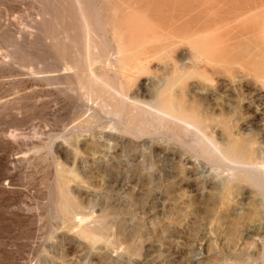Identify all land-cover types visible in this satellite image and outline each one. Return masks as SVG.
Masks as SVG:
<instances>
[{
    "label": "rangeland",
    "instance_id": "1",
    "mask_svg": "<svg viewBox=\"0 0 264 264\" xmlns=\"http://www.w3.org/2000/svg\"><path fill=\"white\" fill-rule=\"evenodd\" d=\"M46 1L0 0V264H263L264 214L252 212L260 197L179 145L168 122H132L128 105H156L163 93L160 101L204 120L217 147L232 135L263 160L264 0H80L99 55L94 74L122 90H113L128 104L121 123L137 136L96 112L105 93L88 102L69 90L80 71L70 61L72 0ZM252 216L260 230L248 229ZM81 221L101 242L78 235Z\"/></svg>",
    "mask_w": 264,
    "mask_h": 264
},
{
    "label": "bare ground",
    "instance_id": "2",
    "mask_svg": "<svg viewBox=\"0 0 264 264\" xmlns=\"http://www.w3.org/2000/svg\"><path fill=\"white\" fill-rule=\"evenodd\" d=\"M43 1V0H42ZM44 1H46V0H44ZM49 2H47V3H50L51 4V6H53L54 7V5L53 4H55L56 3V0H48ZM60 1V0H59ZM61 2H62V0H61ZM60 2V3H61ZM45 3V2H44ZM46 3V5H49V4H47ZM82 2H80V0H72V7H73V11H74V14H75V23H77V27H78V29H77V31L75 32L76 33V40H77V43L75 44V47H73L74 45H72L71 43V45H72V48H75V49H71L72 50V52L74 51V53L71 55L72 57L70 58L71 60V66H73L72 68L73 69H75V68H77V70H78V68L80 69V71L78 72V73H75L74 74V79H76L75 81H76V83H75V89H71V88H69V90H76L77 92H79V93H81L82 94V97H85L86 98V100L89 102V100L90 99H94V97H95V95H97V93H98V91H100V93H102V95L105 93L106 94V96H108V98L106 99L105 98V95H103L104 96V98H105V100H103V101H100L99 102V105L97 106V108H98V110L96 111L97 113H98V111H99V113L98 114H103L104 116H107V117H109L110 118V116L111 117H114V118H116L117 120H115L116 122H117V124L119 123L120 125L121 124H123L124 122H125V118H123V120H124V122H123V120H122V123H121V118H122V114L124 113V110H125V105H128V104H125V102H124V100H123V93L121 92V91H119V92H121L120 94H118L119 92L113 87V89H112V87H111V84H110V81L108 80V78L107 77H105V76H96L95 74H94V68H93V65L95 64H93V62H95V60L96 59H94V57L93 56H96L95 55V53L94 52H97V50H95L96 49V44H95V41H93V40H91L92 39V37L90 36V35H93L92 33L90 34V29H89V27H88V24L89 25H91L90 24V22L89 23H87V17H86V14H85V9L82 7V4H81ZM43 4V3H42ZM58 4H59V2H58ZM63 4H65L64 2H63ZM66 5V4H65ZM92 5V4H91ZM42 6H44V4L42 5ZM52 7V8H53ZM43 8V7H42ZM57 8V7H56ZM59 8H60V4H59ZM66 8V7H65ZM49 8L47 7V6H45L43 9H42V11H43V13H44V15H49V10H48ZM54 10H55V8H53ZM61 9H63V8H61ZM60 9V12L62 11L63 12V10H61ZM50 10H51V7H50ZM85 10V11H84ZM100 10V9H99ZM56 11H59L58 9H56ZM69 11V10H68ZM95 11V10H94ZM93 11V12H94ZM97 11V10H96ZM55 12V11H54ZM61 12V13H62ZM98 12V11H97ZM42 13V14H43ZM53 13V12H52ZM57 13V12H56ZM64 13V12H63ZM95 13V12H94ZM100 13V11L98 12V14ZM51 14V13H50ZM73 14V13H72ZM63 15V14H62ZM95 16H96V18H97V14L95 13L94 14ZM55 16V15H54ZM53 16V17H54ZM94 16V17H95ZM100 16V15H99ZM44 17V16H43ZM51 17H52V15H51ZM56 17V16H55ZM73 17V16H72ZM89 17V16H88ZM63 17H61L60 19L61 20H63L62 19ZM51 19H53V18H51ZM54 20V19H53ZM52 20V21H53ZM55 20H56V18H55ZM54 20V21H55ZM68 20V19H67ZM73 20H74V18H73ZM53 21V22H54ZM63 21H65V20H63ZM42 22H44V23H46L47 22V20L45 19V20H41L40 21V23H42ZM61 22V21H60ZM43 23V25L45 26V24ZM64 23V22H63ZM34 25L32 26V28L35 30V33L36 34H41V29L38 27V25H39V23H33ZM51 24V23H50ZM49 24V25H50ZM54 26L56 25V27L59 25V22H57V20H56V22L55 23H52ZM51 24V25H52ZM58 24V25H57ZM99 24V23H98ZM31 25V24H30ZM60 25H61V23H60ZM69 25V24H68ZM39 26H41V25H39ZM31 27V26H30ZM46 28H47V26H45ZM51 27H53V26H51ZM92 27V26H91ZM31 28V29H32ZM57 28H59L58 29V32H57ZM56 28V33L58 34L59 33V30L60 29H62V32H61V30H60V32L64 35L63 36V38H65V40H68L69 38H68V36H67V34H68V31H66L64 28H61V26L60 27H57ZM93 29V28H92ZM100 29V28H99ZM49 31H50V29H48ZM73 30V29H72ZM43 31H44V29H43ZM54 31V30H53ZM34 32V31H33ZM32 32V33H33ZM73 32V33H74ZM50 33V32H49ZM100 33V32H99ZM61 35V34H60ZM100 35H101V37H102V35L104 36V34H101L100 33ZM25 36V35H24ZM58 36H59V34H58ZM57 36V37H58ZM94 37H95V34L93 35ZM91 37V38H90ZM93 37V38H94ZM59 38V37H58ZM106 38V37H105ZM44 39V38H43ZM96 40H98V38H95ZM60 41H61V38L59 39ZM64 40V39H63ZM65 40H64V42H65ZM102 40H103V37H102ZM68 41H70V40H68ZM68 41H66V42H68ZM99 41V40H98ZM108 41H109V39H108ZM57 42H58V39H57ZM65 42V43H66ZM103 42V44L105 43L104 42V40L102 41ZM119 42V41H118ZM65 43H63V45H65ZM60 44H62V43H60ZM102 44V43H101ZM101 44H99L100 46H101ZM102 44V45H103ZM115 44V43H114ZM121 44V43H120ZM98 45V46H99ZM105 45V44H104ZM103 45V46H104ZM111 45H112V43H111ZM19 46H21V45H19ZM25 47H24V49L26 48V45H24ZM99 46V47H100ZM117 47H118V45H116ZM115 46V47H116ZM57 47L58 46H55V49H57ZM69 47V46H68ZM20 48V47H19ZM27 48H29V47H27ZM64 48H65V46L63 47V50H64ZM113 48V47H112ZM112 48H111V50H112ZM119 48V47H118ZM98 49V48H97ZM63 50H61L62 52H61V54H63ZM68 50V49H67ZM116 50H117V48H116ZM106 51V50H105ZM57 52V51H56ZM113 52V51H112ZM196 52V51H195ZM107 53V52H106ZM111 53V52H110ZM117 53V52H116ZM119 54H120V52H118ZM117 53V55H119ZM194 53V52H193ZM195 54V53H194ZM107 55V54H106ZM61 56H64V55H61ZM97 56H98V60H99V55H98V53H97ZM109 56H111V55H109ZM108 57V56H107ZM199 57V60H200V58H201V54H200V56H198ZM61 59H63L62 57H60ZM123 58V57H122ZM126 58V57H125ZM202 58H204V56L202 57ZM201 58V59H202ZM207 58V57H206ZM110 59V58H109ZM113 59H114V57H113ZM66 60V59H65ZM98 60H96V61H98ZM123 60H124V58H123ZM122 60V62H124ZM195 60H196V58H195ZM207 60H208V58H207ZM207 60H206V62H207ZM63 62H64V60H62ZM108 61V60H107ZM196 61H198V59L196 60ZM203 61H205V60H203ZM66 62V61H65ZM111 62V61H110ZM110 62L108 63V64H110ZM208 62H211L210 60H208ZM100 63V62H99ZM112 63V62H111ZM120 63H121V61H120ZM67 64H69L68 62H67ZM101 65V64H100ZM111 65V64H110ZM118 65V64H117ZM122 65H124V64H122ZM124 67V66H123ZM122 67V69H125V68H123ZM139 67V66H138ZM142 67V66H141ZM141 67H139V68H141ZM116 68V67H115ZM138 68V69H139ZM142 69V71H143V69L144 68H141ZM72 70V69H71ZM76 70V69H75ZM134 70V69H133ZM140 70V69H139ZM109 72V71H108ZM117 72V71H116ZM136 72H138L137 70H136ZM140 72V71H139ZM112 75H114V74H116L115 73V71L114 72H110ZM119 73V72H118ZM141 73V72H140ZM107 74V73H106ZM122 74V73H121ZM104 75V74H103ZM128 75H129V73H128ZM133 75V74H132ZM136 75H138V73L136 74ZM116 75H114L113 76V78L115 77ZM112 79V78H111ZM115 79V78H114ZM117 79V78H116ZM115 79V81H117ZM119 79V78H118ZM114 81V82H115ZM118 82L119 81H117V84H118ZM129 82H130V80H129ZM163 82V81H162ZM112 83V82H111ZM164 83V82H163ZM113 84V83H112ZM117 84L115 85V83H114V86H117ZM128 84V83H127ZM159 84H160V82H159ZM119 85H120V83H119ZM118 85V86H119ZM113 86V85H112ZM67 87V86H66ZM119 87H122V86H119ZM172 88V87H171ZM108 89V90H107ZM109 89L111 90L112 89V91L115 89L116 91H113L114 93H112L111 92V94L110 95H108L109 93H107V92H109ZM166 89V88H165ZM64 90V89H63ZM105 91V90H107V92L105 91V92H102V91ZM171 91V90H170ZM169 90H168V93L170 92ZM116 92V93H115ZM167 92V91H166ZM99 93V94H100ZM158 93V92H157ZM157 93H156V96H157V98H158V103L155 105V104H153L154 103V101H155V99L152 101V102H149V104H143L142 103V105H140L139 104V106H135V104H133V106H135V107H133V106H131V104H129L128 106H130V108L131 107H133V108H131V110H129L130 108H128V106H126L127 108H128V111H131L132 113H131V115H130V117H131V120H132V122L133 121H138V123L140 124H144L145 126H148V127H151L150 125L151 124H157V125H160V124H162V123H166V122H168L169 123V125L171 124L172 126H174L175 127V130L177 129V133H175L176 134V140H177V143H179V145H181L182 147H185L186 148V150L188 149L194 156H195V158L196 157H201V155L203 154V153H206L207 155H208V157L210 158V161H211V163H213L215 166H217V167H221L222 166V168H226L227 169V171H230V173H231V176L232 177H238L239 179H240V182L241 183H243V185L245 186H247L248 188H250L255 194H257L259 197H260V202H261V209L260 208H258V207H256V208H254V209H252L253 211V213H254V215H256V219H257V216L258 215H260V214H264V159L263 160H261L260 162H258V160H255V158H254V156H253V154H254V152H255V150L257 149H253L252 148V145H249V146H246V145H244V144H242L243 142H241V143H239L238 142V140L237 141H233L234 139L232 138V135H231V137H227L226 139V143H225V145H223V147L222 146H219V147H217L215 144H214V142H213V139H211L210 137H208L207 136V134H205L204 133V131H203V127L206 125V124H204V126L202 125V122L204 121H202V119L201 118H199L198 116H196V115H193V114H190V113H188V112H186L185 110H183L182 109V107L180 108L178 105H176V104H170V103H167V102H164V101H160L159 100V98L160 97H162L163 96V93H159L158 95H157ZM113 94H116V95H113ZM170 94V93H169ZM98 97H97V100L99 99V95H97ZM155 96V97H156ZM82 97H81V99H82ZM154 97V96H153ZM96 98V97H95ZM85 100V99H84ZM101 100V99H100ZM172 100H173V98H172ZM95 101V100H94ZM93 101V102H94ZM175 101V100H174ZM91 103H93L92 101H90ZM176 102V101H175ZM97 104H98V101L96 102ZM127 103V102H126ZM131 103V102H130ZM150 103H152V104H150ZM94 104V103H93ZM125 104V105H124ZM95 105V104H94ZM144 105V106H143ZM96 106V105H95ZM183 107H185V106H183ZM94 108H96V107H94ZM96 108V109H97ZM127 108H126V110H127ZM186 108V107H185ZM198 110H196V112H197ZM200 113V112H199ZM203 113V112H202ZM198 114V113H197ZM91 115H93V114H91ZM90 115V118L89 119H87V121H89V120H93V121H95L96 120V118L95 117H92ZM124 115V114H123ZM199 115V114H198ZM201 115V114H200ZM103 116V117H104ZM202 116V115H201ZM207 116V115H206ZM114 118L112 119V121L114 120ZM209 119V118H208ZM92 122V121H91ZM114 122V121H113ZM208 123L209 122H211V121H207ZM84 123V125H87L88 123L85 121V122H83ZM90 123V122H89ZM165 123H164V125H165ZM206 123V122H205ZM207 123V124H208ZM116 124V125H117ZM130 122H125V125L123 124V125H121V128H122V126H123V128H125V130L126 131H128L129 133H130V135H133V133H134V131H133V133L130 131ZM135 124V123H134ZM134 124H132V125H134ZM140 124V125H141ZM166 125H167V123H166ZM165 125V128L166 127H168L169 128V126H166ZM218 125V124H217ZM137 126V125H136ZM171 126V127H172ZM203 126V127H202ZM142 127V126H141ZM158 127V129H159V126H157ZM157 127H156V129H157ZM223 127V126H222ZM225 127V126H224ZM223 127V128H224ZM117 128H119V126L117 125ZM145 128H147V127H145ZM152 128V127H151ZM155 128V127H154ZM167 128V129H168ZM143 129V128H142ZM164 129V128H163ZM166 129V130H167ZM174 129V128H173ZM227 129V128H226ZM226 129L221 133V134H223L225 131H226ZM121 130V129H120ZM135 130V129H134ZM170 130H171V128H170ZM175 130L173 131V132H175ZM125 131V132H126ZM142 131V130H141ZM148 131V130H147ZM156 131V130H155ZM124 132V133H125ZM128 132H126L128 135H129V133ZM144 132L146 133V131H145V129H144ZM152 132V131H151ZM157 132V131H156ZM165 132V131H164ZM140 133V132H139ZM147 133H149V132H147ZM207 133V132H206ZM135 134V133H134ZM155 134V133H154ZM225 134V133H224ZM223 134V135H224ZM146 135H148V134H146ZM168 135H170V134H168ZM208 135H209V133H208ZM229 135V134H228ZM134 136H137L136 134L134 135ZM211 136V135H210ZM230 138H232V139H230ZM175 139V138H174ZM236 140V139H235ZM224 141H223V143H224ZM251 146V147H250ZM188 151V152H189ZM257 151H258V149H257ZM259 152V151H258ZM190 153V154H191ZM204 155V154H203ZM204 160V159H203ZM209 161V159L207 160V162ZM213 166V165H212ZM216 167V168H217ZM212 168H214V167H212ZM215 168V169H216ZM224 168V169H225ZM223 169V170H224ZM225 169V170H226ZM215 171V170H214ZM62 172L63 171H61V172H59V173H61L62 174ZM223 172V171H222ZM226 172V171H225ZM71 173V172H70ZM68 174L69 176L71 175V174ZM229 173V174H230ZM60 175V174H59ZM227 176V175H226ZM228 177H230V175L228 176ZM60 178V177H59ZM58 178V180L60 181V179ZM230 179V178H229ZM61 180H62V178H61ZM60 182H62V181H60ZM66 182V181H65ZM64 182V183H65ZM63 183V182H62ZM221 183V182H220ZM223 183V182H222ZM61 184V183H60ZM223 184H225V183H223ZM219 185V184H218ZM61 186V185H60ZM63 184H62V188H63ZM235 186V185H234ZM237 186V185H236ZM245 186V187H246ZM65 187V186H64ZM218 187H220V189L223 187V185L221 186H218ZM217 187V188H218ZM232 187V186H231ZM68 187L66 186V189H67ZM224 188H225V186H224ZM235 188H237V187H235ZM239 188V187H238ZM65 189V188H64ZM214 189V188H213ZM247 189V188H246ZM60 190V189H59ZM225 190V189H224ZM217 191V190H216ZM232 191V189L230 190V192ZM241 191V193L243 194V192H242V190H240ZM239 191V192H240ZM60 192H61V190H60ZM59 192V194H61ZM65 192V191H64ZM67 192V191H66ZM220 192L223 194V189L222 190H220ZM219 192V193H220ZM225 192V191H224ZM229 192V191H228ZM235 192V191H234ZM249 193H250V190L248 191ZM248 192H244V193H248ZM218 193V194H219ZM240 193V194H241ZM221 194V195H222ZM233 194V193H232ZM239 194V193H238ZM251 194V193H250ZM226 195V194H225ZM63 196H64V194H63ZM219 196L220 195H218L217 196V198H219ZM223 196H224V194H223ZM227 196H228V194H227ZM231 196V195H230ZM235 196V195H234ZM239 196V195H238ZM241 196V195H240ZM239 196V197H240ZM243 196V195H242ZM247 196V195H246ZM61 197V196H60ZM250 197V196H249ZM252 197V196H251ZM62 198V197H61ZM224 198V200H225V197H223ZM222 198V199H223ZM247 199V198H246ZM224 200L222 201V202H224ZM228 199H226V201H227ZM228 202V201H227ZM243 202H244V200H243ZM247 202H249L248 200H247ZM257 202V201H256ZM259 202V201H258ZM228 203H231V207L232 208H234V209H236V210H244V207H245V205L244 204H242L241 202H239L238 201V199H236V200H233V201H231V202H228ZM220 204H221V202H220ZM219 204V205H220ZM249 204V203H248ZM228 205V204H227ZM61 206V205H60ZM62 206H63V204H62ZM66 206H67V204H66ZM65 206V207H66ZM72 206V205H71ZM221 206V205H220ZM247 206V205H246ZM254 206V205H253ZM73 207V206H72ZM229 207V206H228ZM61 207H59V209H60ZM71 208V207H70ZM63 210H66V208H64L63 207ZM261 211H262V213H261ZM71 212V211H70ZM239 212V211H238ZM242 212V211H241ZM247 212H249V211H247ZM65 213H66V211H65ZM72 213V212H71ZM64 215V214H63ZM262 217V216H261ZM253 218V216L251 217V220H253L252 219ZM262 220V219H261ZM260 220V221H261ZM84 221V220H83ZM79 222V221H78ZM88 222V221H87ZM99 221H96V223H98ZM84 223V222H83ZM82 223V221H81V224H83ZM95 223V222H94ZM93 223V224H94ZM100 223V222H99ZM101 223H102V221H101ZM261 223L262 222H259V219H258V221H251L250 222V224H249V228L248 229H253V228H256V227H258V230H260V228H259V226L261 225ZM264 223V222H263ZM80 223H78V225H79ZM86 223H84L83 225H80L81 226V229H80V231L78 232V235L82 238V239H84V240H86L87 242H89V243H97V241H100L101 242V240H102V238H101V234L100 235H98L99 234V230H98V234H96L95 232H93L94 231V229L92 228L91 230H92V232L90 231V229H89V225L87 226V225H85ZM88 224V223H87ZM248 224V223H247ZM101 225H103V223L102 224H100V225H98L97 224V227L98 228H100V229H104L103 227H101ZM93 226V225H92ZM263 226H264V224H263ZM93 227H95V225L93 226ZM246 229V228H245ZM263 229V228H262ZM104 231V230H103ZM102 231V232H103ZM216 231V230H215ZM257 231V230H256ZM263 232V231H262ZM258 233V232H257ZM256 234V233H255ZM255 234H254V236H255ZM217 235V234H216ZM259 235V234H258ZM263 236V238L261 239V243H263L264 244V234L262 235ZM98 239H100V240H98ZM222 239H223V237H222ZM227 239V238H226ZM255 240V239H254ZM253 240V241H254ZM257 241V240H256ZM107 243V242H106ZM108 245H110V244H108ZM104 247H105V245H104ZM106 248V247H105ZM104 249V248H103ZM244 260H246V259H244ZM242 261V260H241ZM224 262H222V264H223ZM229 264H248V262L247 261H244V262H230ZM263 264H264V262H263Z\"/></svg>",
    "mask_w": 264,
    "mask_h": 264
}]
</instances>
